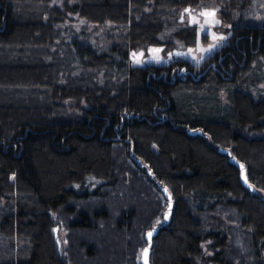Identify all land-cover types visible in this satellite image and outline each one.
Returning a JSON list of instances; mask_svg holds the SVG:
<instances>
[{
  "label": "trees",
  "instance_id": "16d2710c",
  "mask_svg": "<svg viewBox=\"0 0 264 264\" xmlns=\"http://www.w3.org/2000/svg\"><path fill=\"white\" fill-rule=\"evenodd\" d=\"M202 1L0 0V264H142L169 212L151 264H200L209 239L207 261L264 264L261 5L233 2L230 41L205 66L131 60L194 47L197 27L163 35ZM71 15L114 24L120 43L92 47Z\"/></svg>",
  "mask_w": 264,
  "mask_h": 264
},
{
  "label": "rangeland",
  "instance_id": "374dc122",
  "mask_svg": "<svg viewBox=\"0 0 264 264\" xmlns=\"http://www.w3.org/2000/svg\"><path fill=\"white\" fill-rule=\"evenodd\" d=\"M235 0H203L197 7L194 8H186L192 9V15H195L199 18L200 23L194 24L189 22V13L185 12V9L182 10L179 16L176 19L170 20L171 25L169 28H166V31L163 35V39H168L172 36V34L186 27H197L198 30V41L194 47H187L182 42L174 40L171 49H166L165 47H153V46H141L134 49L131 52V60L132 64L137 67H147V66H161V65H170L173 61L176 60H186L189 61L196 67L205 66L207 61H209L212 57L217 55L222 48L226 47L230 41V37L232 35V27L234 21H237L240 16V11L238 8L232 7V4ZM253 5L258 6L261 5L259 9L254 8L253 13H255L256 19L260 20L262 16H264V0H253ZM57 4V2H55ZM60 4V3H59ZM216 9V18L219 20V23L209 25L206 21V18L200 16L199 13L204 9ZM260 11V13H258ZM257 14V15H256ZM262 15V16H261ZM71 21L68 22V26L74 27L75 30L80 34H88L90 38V44L94 48H98L102 51H109L111 48L120 43L119 41V31L115 29L114 24H107L104 26H96L87 24L84 20L80 19L78 16L71 15ZM217 38H213V35ZM224 37V39H218V37ZM213 45V47L209 50V46ZM151 49H161L160 52L154 53ZM132 53L137 54V59H134ZM143 53L141 56L140 54ZM159 57L157 59L156 57ZM264 90V84L258 85L256 90H250L253 94L257 95ZM220 97L224 103H227V95L223 91L220 93ZM99 183H97L98 185ZM94 187L90 188L91 191ZM264 197V193L260 192ZM221 219V222H216L214 226L210 225L209 230H213V232H221L223 233V227L221 225L224 216L219 217L218 220ZM55 236L57 239V245L60 252V255H63L64 243L63 240L66 236L65 231L55 225ZM215 244V241L209 239L207 242L203 244V258H197L198 263L200 264H214L207 261V257L212 256L214 253L210 250V246ZM264 258V252L262 253Z\"/></svg>",
  "mask_w": 264,
  "mask_h": 264
},
{
  "label": "snow or ice",
  "instance_id": "6c2138e0",
  "mask_svg": "<svg viewBox=\"0 0 264 264\" xmlns=\"http://www.w3.org/2000/svg\"><path fill=\"white\" fill-rule=\"evenodd\" d=\"M192 9H185V12L189 13V22L190 23H194V24H199L200 21H199V18L195 15H192ZM200 16H203L206 18V21L209 23V25H213V24H217L219 23V20L216 18V9H208V8H204L200 13H199ZM213 35V38H217L215 36V34H212ZM218 39H224V37H218ZM213 47V45H210L209 46V50ZM152 52L154 53H158L161 51V49H151ZM141 56L143 55V53L140 54ZM132 56L134 59H137V54L136 53H132ZM157 59H159V57L157 56L156 57ZM137 62H139V60L137 59ZM168 189L165 188V192H167ZM166 218H167V214H166ZM157 223H160V221H157ZM155 229H153L154 231ZM147 236L149 237V239L151 238L152 236V231H149L147 232ZM143 253H144V256H145V264H147V249H144L143 250Z\"/></svg>",
  "mask_w": 264,
  "mask_h": 264
},
{
  "label": "water",
  "instance_id": "95a60500",
  "mask_svg": "<svg viewBox=\"0 0 264 264\" xmlns=\"http://www.w3.org/2000/svg\"><path fill=\"white\" fill-rule=\"evenodd\" d=\"M233 162H235V160H233ZM244 173H245V171H243V174H244ZM161 190H162V192H163L165 198L169 200V202H170V209H171L172 206H173V202H172V196H171V194H170L168 191L165 192V188H161ZM169 216H170V212L167 213V218H166V215H165V221H164V223H163L162 225L153 228V229H155L154 231H153V229L151 230V231H152V236H151L150 239H149V237L146 235V239H147V241H148V246L145 248V249H147V264H151V263H150V257H151V247H152V243H153V242H152V241H153V238L156 237V235H157L158 232H159V229H161L162 227H164V226L167 224V222H168V220H169ZM141 263H142V264H145V256H144V253L142 254Z\"/></svg>",
  "mask_w": 264,
  "mask_h": 264
}]
</instances>
